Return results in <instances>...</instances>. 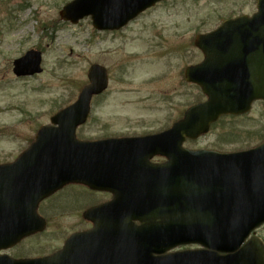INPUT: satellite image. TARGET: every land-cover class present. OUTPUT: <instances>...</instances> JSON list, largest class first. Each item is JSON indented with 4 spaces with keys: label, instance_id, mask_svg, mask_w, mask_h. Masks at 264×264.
<instances>
[{
    "label": "water",
    "instance_id": "water-1",
    "mask_svg": "<svg viewBox=\"0 0 264 264\" xmlns=\"http://www.w3.org/2000/svg\"><path fill=\"white\" fill-rule=\"evenodd\" d=\"M158 1L74 0L60 16L72 23L91 16L96 29L114 30ZM40 62L39 53L28 52L14 62L13 72L40 73ZM201 73V65L189 67L185 79L203 87ZM88 80L77 100L51 117L50 125L40 127L34 142L13 163L0 165V222L5 221L0 236L11 234L14 244L42 231L38 203L67 183L96 190L118 183L119 191L126 190L123 208L120 194L111 204L123 210L122 219H111L105 234L71 236L61 253L13 264H58L66 252L75 264H264L262 243L253 237L244 244L264 223V145L236 154L182 147L185 139L207 132L220 115L248 111L252 98L264 100L263 87L251 88V99L234 97L232 103L212 96L156 136L83 142L75 130L85 123L92 96L106 89L105 69L91 66ZM147 152L164 156L166 163L149 167L146 162L142 168L135 159ZM118 156L125 165L122 181L110 172L109 162ZM190 243L204 249L167 253Z\"/></svg>",
    "mask_w": 264,
    "mask_h": 264
},
{
    "label": "rangeland",
    "instance_id": "rangeland-1",
    "mask_svg": "<svg viewBox=\"0 0 264 264\" xmlns=\"http://www.w3.org/2000/svg\"><path fill=\"white\" fill-rule=\"evenodd\" d=\"M70 1L0 0V163L15 159L42 124L76 100L92 64L107 69L109 85L91 102L89 119L77 131L82 140L159 131L169 116L173 123L202 100L181 72L198 57L189 45L193 34L215 27L217 6L205 0H166L118 32H97L88 18L76 25L59 19ZM31 49L42 54V72L15 77L13 60ZM255 125H264V117L222 119L207 136L185 147L246 149L264 132V126L245 131ZM55 198L40 208L48 228L25 240L18 256L49 255L73 227L75 211L64 210ZM255 233L264 240V225Z\"/></svg>",
    "mask_w": 264,
    "mask_h": 264
},
{
    "label": "flooded vegetation",
    "instance_id": "flooded-vegetation-1",
    "mask_svg": "<svg viewBox=\"0 0 264 264\" xmlns=\"http://www.w3.org/2000/svg\"><path fill=\"white\" fill-rule=\"evenodd\" d=\"M207 2L212 3L214 7L217 6V9H214L216 25L213 28H206L201 32L205 36L202 40V50L199 51L194 48L198 57L189 64L195 65L200 62H205L217 67V69H208L204 73V80L206 79L208 83L218 84L219 98H224L225 96L232 97L235 91L234 85L237 83H242L245 86L249 83L264 84V28L242 27V22L240 23V27L235 29L217 30L218 27L227 21H248L259 13L264 15V0H205L206 4ZM255 113L264 117V102L262 100L254 101L251 104L250 111L245 115H228L222 119L244 120ZM166 122L167 126L159 131L149 129L141 134L104 136L96 138L95 140L111 137L149 136L170 127L172 125V115L168 117ZM258 126L264 125H255L245 131L257 129L259 128ZM254 133L256 134L257 132ZM258 136L259 139L254 144H250L246 149L256 147L264 141L263 131H259ZM163 161L164 159L159 157L149 159V162L152 164H160ZM54 198L58 199L59 203L61 201L63 202L64 210L75 211L76 214L73 227L69 229V233L63 238L64 243L66 238L71 234L90 230L92 223L83 218V213L92 207L109 202L112 199V195L108 192L92 191L82 185H67L39 204L38 213L40 216L44 217L40 213L41 206L45 203L49 206L47 202ZM51 207L55 208V204H52ZM63 243H61V246ZM19 247L20 244L0 247V264H8L7 258H25L18 256L17 249Z\"/></svg>",
    "mask_w": 264,
    "mask_h": 264
}]
</instances>
